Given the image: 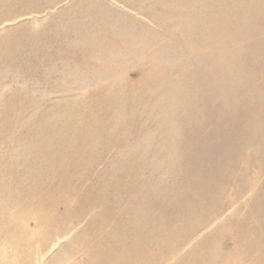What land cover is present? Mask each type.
<instances>
[{"label":"rangeland","instance_id":"obj_1","mask_svg":"<svg viewBox=\"0 0 264 264\" xmlns=\"http://www.w3.org/2000/svg\"><path fill=\"white\" fill-rule=\"evenodd\" d=\"M0 264H264V0H0Z\"/></svg>","mask_w":264,"mask_h":264}]
</instances>
